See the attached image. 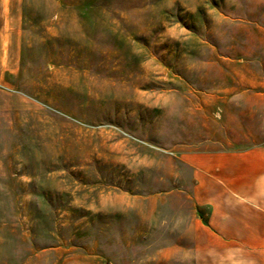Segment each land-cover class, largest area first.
<instances>
[{"label":"rangeland","instance_id":"rangeland-1","mask_svg":"<svg viewBox=\"0 0 264 264\" xmlns=\"http://www.w3.org/2000/svg\"><path fill=\"white\" fill-rule=\"evenodd\" d=\"M7 20L0 264H156L195 106L238 144L239 87L264 86V0H12Z\"/></svg>","mask_w":264,"mask_h":264},{"label":"crops","instance_id":"crops-1","mask_svg":"<svg viewBox=\"0 0 264 264\" xmlns=\"http://www.w3.org/2000/svg\"><path fill=\"white\" fill-rule=\"evenodd\" d=\"M11 2L0 0V45L6 47L0 75L12 62L13 27L7 20ZM238 93L243 101L232 107L238 119V144L224 137L221 141L226 143L216 146L218 140L211 136L215 126H223L225 136L230 121L200 115L199 111L215 109L214 103L195 106L194 148L181 154L184 166L176 169L188 181L176 183L165 197L167 213L174 217L166 220L170 228L164 236L176 240L160 252L156 264H264V86L256 85L250 92L253 103L244 100V87ZM221 108L231 109L226 101Z\"/></svg>","mask_w":264,"mask_h":264}]
</instances>
